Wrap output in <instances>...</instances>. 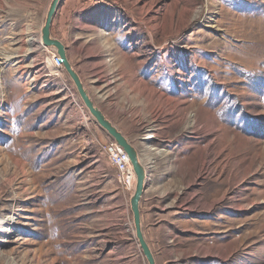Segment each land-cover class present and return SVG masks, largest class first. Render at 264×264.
Instances as JSON below:
<instances>
[{
  "label": "rangeland",
  "instance_id": "374dc122",
  "mask_svg": "<svg viewBox=\"0 0 264 264\" xmlns=\"http://www.w3.org/2000/svg\"><path fill=\"white\" fill-rule=\"evenodd\" d=\"M51 2L0 0V264H147L112 139L28 55ZM52 36L147 169L156 263L264 264V0H64Z\"/></svg>",
  "mask_w": 264,
  "mask_h": 264
},
{
  "label": "water",
  "instance_id": "95a60500",
  "mask_svg": "<svg viewBox=\"0 0 264 264\" xmlns=\"http://www.w3.org/2000/svg\"><path fill=\"white\" fill-rule=\"evenodd\" d=\"M63 2L64 0H52L51 2L44 26L41 30L43 46L45 48L56 49L57 55L60 57V63L64 67L68 77L73 81L77 89V93L87 111L94 118L100 129L103 130L112 139V141L122 148L128 155L136 177L134 193L130 199L135 236L147 264H157L154 254L145 238L142 225L141 200L148 187L147 169L141 162L140 154L135 145L131 143L127 137L107 119L99 108L96 107L95 103L91 100L87 90L85 89L78 73L70 64L67 58V50L65 46L59 40L53 38L52 25Z\"/></svg>",
  "mask_w": 264,
  "mask_h": 264
},
{
  "label": "built area",
  "instance_id": "2783aa9c",
  "mask_svg": "<svg viewBox=\"0 0 264 264\" xmlns=\"http://www.w3.org/2000/svg\"><path fill=\"white\" fill-rule=\"evenodd\" d=\"M51 63L59 69L63 67L58 55L51 57ZM103 149L110 163L117 171L120 186L124 190L131 192L134 189L136 177L128 155L113 141L106 144Z\"/></svg>",
  "mask_w": 264,
  "mask_h": 264
},
{
  "label": "bare ground",
  "instance_id": "6f19581e",
  "mask_svg": "<svg viewBox=\"0 0 264 264\" xmlns=\"http://www.w3.org/2000/svg\"><path fill=\"white\" fill-rule=\"evenodd\" d=\"M41 40H42V38H41ZM39 41L38 39H35V38H33V39H31V40H29V41H27V46H28V48H31L29 51H30V53H28V55L29 54H31V52H32V48L34 47V46H36V45H40L41 44V42L42 41ZM13 58H15L13 55H11V54H9V53H2L1 55H0V60H2V63H7V62H9L10 60H12ZM51 61V60H50ZM48 62V65H49V68H50V71L52 72L51 73V75L53 74V73H55V72H58V70H59V68H57L55 65H53L51 62ZM37 64V63H36ZM39 67V65L37 64V65H35V64H32V68L31 69H33L35 72H36V74H38V72H37V70L38 69H40V68H38ZM42 68V67H41ZM42 70H44V69H42ZM35 74V73H34ZM34 78V77H33ZM32 79V78H31ZM45 81V80H44ZM37 83V82H36ZM35 85V84H34ZM148 182V181H147Z\"/></svg>",
  "mask_w": 264,
  "mask_h": 264
}]
</instances>
